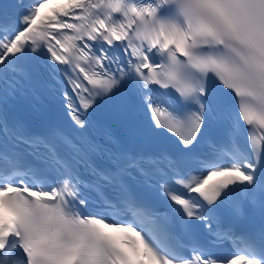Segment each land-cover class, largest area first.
Instances as JSON below:
<instances>
[{
  "label": "snow or ice",
  "instance_id": "1",
  "mask_svg": "<svg viewBox=\"0 0 264 264\" xmlns=\"http://www.w3.org/2000/svg\"><path fill=\"white\" fill-rule=\"evenodd\" d=\"M0 264H264V0L0 5Z\"/></svg>",
  "mask_w": 264,
  "mask_h": 264
}]
</instances>
